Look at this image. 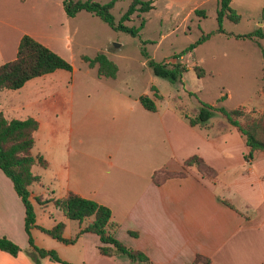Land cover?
I'll use <instances>...</instances> for the list:
<instances>
[{
    "label": "crops",
    "instance_id": "obj_1",
    "mask_svg": "<svg viewBox=\"0 0 264 264\" xmlns=\"http://www.w3.org/2000/svg\"><path fill=\"white\" fill-rule=\"evenodd\" d=\"M9 1L6 17L0 14V57L6 55L1 62L15 57L19 40L27 33L54 51L56 43H61L73 54L72 44H76L80 47L76 54L88 66L76 75L72 65L67 89L46 91L44 97L49 100L43 115L41 110L29 115L38 121L36 149L32 151V146L31 153L41 154L47 162L45 166L33 164L48 168L54 179L53 186L45 187L31 166L40 176L29 185L32 202L46 207L53 204L52 198L71 191L109 206L118 223L115 236L145 252L154 264H191L196 254L209 258L205 264H264V150L256 149L246 157L249 148L244 135L219 113L205 123L190 124L186 115L197 111L200 99L191 107L172 102L173 96L159 87L164 81L158 75H150L145 86L136 87L120 74L110 47L99 44L102 37L96 36L94 29H103L96 18L106 22L98 15L81 9L69 16L62 0H46L44 14L24 9L27 0ZM231 1L239 5L242 0ZM256 1L263 19L259 28L264 30V0ZM209 2L218 4V0H152L153 6L145 13L159 10V18L171 19L187 16ZM78 17L90 19L95 28L72 26ZM227 33L238 38V32ZM104 37H109L108 31ZM250 39H258L259 46L264 37ZM85 47L94 49L90 55L104 51L117 64L116 74H98L97 65L81 57ZM56 69L41 76L60 74ZM141 94L154 99L155 110L141 104ZM217 98L201 100L214 104ZM192 154H199L215 174H202L195 165H186L184 160ZM166 171L175 173L154 181V172ZM24 215L12 180L0 168V236L21 247L16 254L0 248V264H36L26 252ZM62 216L66 237L91 220L79 223L64 212ZM43 218L36 209V224L48 228L57 222H43ZM31 233L35 244L56 249L72 264H130L126 255L102 254L99 235L92 231L81 232L73 243L58 240L37 226ZM39 264L63 263L43 256Z\"/></svg>",
    "mask_w": 264,
    "mask_h": 264
},
{
    "label": "rangeland",
    "instance_id": "obj_2",
    "mask_svg": "<svg viewBox=\"0 0 264 264\" xmlns=\"http://www.w3.org/2000/svg\"><path fill=\"white\" fill-rule=\"evenodd\" d=\"M7 1L10 2L9 0H0V14L4 17H6L4 8L5 3H8ZM97 1L105 2L107 0ZM130 1L116 0L111 8V13L116 21L119 20ZM26 3L27 6L24 9L29 10V12L37 9L39 14H44L46 0H27ZM230 5L240 13V19L234 22L224 17L222 27L225 32L215 31L217 27V6L212 2L198 7L205 9L204 15H198L193 11L187 16L181 15L171 19L159 18V10H152L147 14L146 11L140 13L135 11L131 14V18L124 22L130 26L138 25L141 17H144L145 23L137 35L114 29L107 22L103 23L99 18H96L97 23L100 22L104 30L101 27L94 30L97 32V37H102L99 44L105 42L110 47L109 54L117 61L120 68L119 73L134 82L136 87L145 86L150 81V75H155L147 64L148 57L166 61L178 59L188 67L183 73L182 85L171 82L167 78L156 76L164 81V84H159V87L164 94L173 96L171 97L172 102L191 107L195 105L197 98L211 101L218 97V100L214 101L216 105L241 106L247 114L254 117L262 115L264 119V90L262 88L264 82V39L260 40L263 42L262 45L258 46L255 41H259V38H235L232 34L227 33L229 31L249 32L259 27V23L263 19L260 17L261 13L256 0H242L239 5L236 3L238 7L235 2L230 0ZM156 9H159V7ZM92 17L94 19V16ZM71 25H77L80 29L85 26L95 28L94 22L86 17L84 19L76 18ZM106 31H108L109 37H104ZM202 32L209 33V36L197 43L192 49L185 50ZM86 34L89 37L94 36L89 31ZM72 45L73 54L68 47L66 48L61 43H56L58 49L56 51L68 59L76 67L73 72L80 75L88 66L76 54L80 47H76L74 43ZM82 50L86 54L94 51L92 47H85ZM179 52L182 54L178 57L173 56ZM4 56L0 59L6 58V55ZM257 57H259V60L256 59ZM0 63L2 62L0 61ZM194 64H198L203 68L202 76L195 73ZM94 69L91 70L92 73L95 71ZM57 72L60 74L47 77L35 76L26 80L18 88H3L0 90V111L8 118H25L40 110L43 115L44 104L49 100L44 97V93L51 90L67 89V84L71 80L72 70L58 68L55 73ZM189 89L195 94L186 92ZM228 92L230 96L226 98ZM189 114L194 115L195 111L191 110ZM221 117L223 116L221 115ZM42 140H44V134ZM35 149L36 147L33 146L32 151H35ZM32 170L40 174L45 187L53 186L54 179L51 177L48 168L36 163L32 165ZM34 205L35 210L38 209V213L41 217H44L43 222H54V219L56 221L63 220V212L58 206L48 203L46 207H39L38 204L33 202ZM44 237L47 240L51 239L47 234H44Z\"/></svg>",
    "mask_w": 264,
    "mask_h": 264
},
{
    "label": "trees",
    "instance_id": "obj_3",
    "mask_svg": "<svg viewBox=\"0 0 264 264\" xmlns=\"http://www.w3.org/2000/svg\"><path fill=\"white\" fill-rule=\"evenodd\" d=\"M115 2L116 0H107L105 2L97 0H62L63 8L69 16H73L77 11L84 9L98 15L114 29L124 30L132 35H137L145 23V18L141 17L138 25L130 26L124 21L130 19L131 14L135 11L140 13L149 10L153 6L152 0H131L118 21L114 19L111 13V8ZM204 12V8L195 9V13L198 15H204ZM224 17L234 22L240 19V13L230 5V0H218L216 8L217 27L215 31H224L222 27ZM208 36L209 33L202 32L185 50L192 49ZM235 36L243 38L264 37V30L257 27L249 32L236 33ZM180 54L182 53H175L173 56L178 57ZM81 57L89 65H97L98 74L114 76L117 72V64L104 51H98L94 55L83 54ZM147 64L155 75L181 85L183 83V73L188 69L178 59L166 61L148 57ZM56 68L71 70L72 63L44 43L24 33L19 40L15 57L0 64V89L18 88L26 80L53 71ZM193 69L198 76L203 75L204 71L200 65L194 64ZM154 88L151 85V89ZM262 88L264 90V82ZM188 92L194 93L190 90ZM139 100L145 108L149 110L156 109V103L150 95L141 94ZM215 113L221 114L228 123L235 126L244 135L245 142L249 148L245 153L246 157L251 156L256 149L264 150V119L262 115L258 117L249 115L241 106L226 107L221 104L216 105L199 100V106L195 114L186 116H188L190 124H196L205 123ZM37 127L38 121L33 116L9 119L0 111V168L12 180L14 189L24 204V228L28 235L29 243V247L26 249L28 255L36 264H39L40 258L43 256H48L50 259L60 261L63 264H72L70 261L61 258L55 249L41 247L34 243L31 228L37 226L48 235L65 243H73L81 232L92 231L99 235L100 244L98 249L102 254L126 255L130 264H154L145 252L126 245L115 236L114 230L118 223L112 219L109 206L80 194L70 191L62 197L51 199L53 204L61 208L68 218L75 219L79 223L91 218L73 236L66 237L63 235L65 224L62 220L57 221L48 228L35 223V212L33 202L30 199L29 185L39 180L40 176L31 170V166L34 162H38L42 166L47 163L41 154L33 155L31 153V148L34 144V131ZM184 163L186 165H195L202 174L209 176L215 174V169L199 154L190 155L184 160ZM174 173L166 171L158 175L157 172H154L153 179L156 182H160L163 178ZM36 200L40 202L39 197H36ZM0 248L12 254H16L21 249L16 242L5 235L0 236ZM208 261V257L196 254L191 264H205Z\"/></svg>",
    "mask_w": 264,
    "mask_h": 264
}]
</instances>
